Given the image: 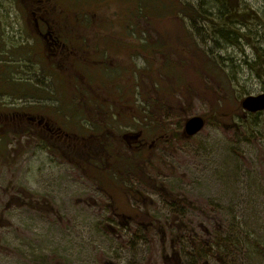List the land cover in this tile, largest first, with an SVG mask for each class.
<instances>
[{
	"label": "rangeland",
	"instance_id": "374dc122",
	"mask_svg": "<svg viewBox=\"0 0 264 264\" xmlns=\"http://www.w3.org/2000/svg\"><path fill=\"white\" fill-rule=\"evenodd\" d=\"M183 2L51 0L68 47L50 60L32 0H0V264H264V112L241 106L264 93L249 66L264 38L249 21L218 40ZM138 209L158 224L129 225Z\"/></svg>",
	"mask_w": 264,
	"mask_h": 264
},
{
	"label": "trees",
	"instance_id": "16d2710c",
	"mask_svg": "<svg viewBox=\"0 0 264 264\" xmlns=\"http://www.w3.org/2000/svg\"><path fill=\"white\" fill-rule=\"evenodd\" d=\"M206 4H210L211 7L207 9ZM181 14H184L185 18L189 19L193 23V27L195 28H197L198 26V23L196 22L197 19H203L205 22H209L208 26L210 25V31L213 33L214 37L231 45L238 44V39L240 37V30L238 29V25L247 30H250V28H247V23L249 21H254V32H257V34L260 35V38H264V18L259 16L257 11H253L252 9H250L247 6L245 0H200V2L196 4L185 0V2L181 3L180 12L178 13V15ZM255 45L257 46L254 47L256 51V58L254 59L253 63H249V66L257 74L258 79L264 82V48L261 47V44ZM261 114L262 113L249 115L251 117H254V119H257ZM10 118L12 119V121H14L13 123L21 120L20 117L16 116H11ZM251 125L252 124L243 123L242 126L245 128H251ZM1 140L2 138L0 137V141ZM142 152L143 151H138L137 154H142ZM90 160L93 161L92 158ZM123 165V169L126 172L136 176L138 183H141L143 186H147L167 197L169 196V194H167V191H164L165 187L162 183H157L155 181L154 183H151L145 180L143 176H141L142 172H144V169L141 168L142 165L134 161H125V164ZM121 170L122 169H116L114 171L113 168L104 169L102 167H98L96 169V173L99 176L108 173L109 176H111V180L117 183V181L119 180V178H117V174H119V171ZM145 173L147 172L145 171ZM156 183L158 185H156ZM133 195L136 197V199L139 196L138 193H134ZM130 218L132 221H127L129 225H131L132 223H136V225L144 227L145 229H150L151 227L158 224L157 221L149 220V212H142L140 209L132 211ZM160 230L164 232L165 228L162 227V229Z\"/></svg>",
	"mask_w": 264,
	"mask_h": 264
},
{
	"label": "flooded vegetation",
	"instance_id": "af4514ba",
	"mask_svg": "<svg viewBox=\"0 0 264 264\" xmlns=\"http://www.w3.org/2000/svg\"><path fill=\"white\" fill-rule=\"evenodd\" d=\"M50 1L32 0L30 16L33 21L35 34L41 40L40 43H42L44 53L48 59L53 60L56 56L64 58V51L67 50L68 42L62 36L65 26L51 18L52 12L55 10L51 7ZM72 49H75V47ZM28 122L31 125L43 127L47 131L46 133L64 138L65 140L68 139L67 137H63L60 131H56L58 129L53 127L45 117L30 116Z\"/></svg>",
	"mask_w": 264,
	"mask_h": 264
},
{
	"label": "water",
	"instance_id": "95a60500",
	"mask_svg": "<svg viewBox=\"0 0 264 264\" xmlns=\"http://www.w3.org/2000/svg\"><path fill=\"white\" fill-rule=\"evenodd\" d=\"M242 108L250 113L257 114L264 112V93L258 96H249L241 103ZM206 127V120L203 117H193L185 124L183 136L192 138L198 135Z\"/></svg>",
	"mask_w": 264,
	"mask_h": 264
}]
</instances>
